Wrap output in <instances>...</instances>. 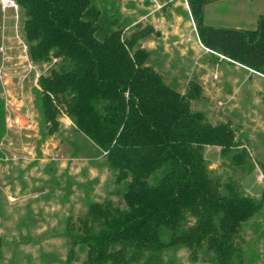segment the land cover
Wrapping results in <instances>:
<instances>
[{"label":"trees","instance_id":"1","mask_svg":"<svg viewBox=\"0 0 264 264\" xmlns=\"http://www.w3.org/2000/svg\"><path fill=\"white\" fill-rule=\"evenodd\" d=\"M12 1L22 12L30 59L56 60L32 89L41 138L55 134L58 117L66 116L94 147L91 164L109 170L123 191L119 208L94 201L84 188L87 212L75 226L66 219L63 230L64 263L78 262V249L85 253L80 264H164L166 252L184 249L192 263L245 264L240 232L262 202L212 176L203 155L205 146L219 147L220 155L240 149L232 165L245 162L248 144L232 121L213 124L193 110L199 85L192 81L180 92L167 84L147 64L141 42L148 31L124 36V28H103L93 0ZM214 1L186 0L200 42L264 76V15L253 30L205 26L203 9ZM2 13L0 2V26ZM4 117L0 99V140ZM2 245L0 237V252Z\"/></svg>","mask_w":264,"mask_h":264},{"label":"rangeland","instance_id":"2","mask_svg":"<svg viewBox=\"0 0 264 264\" xmlns=\"http://www.w3.org/2000/svg\"><path fill=\"white\" fill-rule=\"evenodd\" d=\"M125 1L93 0L94 5L103 12L102 20L105 23L103 28H124V36L145 27L150 28L149 21L137 26L130 25L132 19L124 13ZM181 2L182 0H172L160 13L174 18L175 8L177 5H182ZM153 6H156L155 2ZM5 7L4 15L13 17L12 6L9 4ZM15 11L17 15L19 14V33L25 42L23 30H21L22 12L18 7ZM177 12L183 18H187L182 6ZM259 15H264V0H216L207 6L205 12L206 21L215 26L214 28L254 29L253 19ZM12 20L6 18V25ZM109 23L111 26H108ZM171 25H173L172 22L166 29L167 24L157 22L155 27L162 29L157 30L160 33L159 36L165 34ZM9 27L6 29L7 35L10 31ZM1 28L0 26V31ZM144 30L155 31L153 27ZM155 36L146 38L145 43L143 41L144 46L147 47L148 43H153L152 47L157 49L159 45L157 43L161 40L159 36ZM191 37L194 40V36ZM164 42L172 43L169 39ZM3 45L7 74L6 86L11 83L9 85L11 99L9 98L8 104L5 105L0 84V99L5 111V133L0 140V237L3 241L0 264H65L68 244L63 230L66 219L75 226L78 219L85 216L87 203L84 188L90 187V197L94 201L101 203L108 200L119 208H125L123 191L122 188L115 186L114 177L109 170L104 166L91 164L90 159L96 155L94 147L74 130L73 124L64 128L63 121L59 122L62 115L58 117V131L52 136L41 138L40 117L33 109L34 106L27 107L16 98L20 76L23 75L19 69L21 53L17 42L9 44L8 39H4ZM165 48L163 44V49ZM166 49H168L167 53L161 48L151 50L147 60V64L161 74L164 81L176 89L187 83L189 80L187 77L193 78L197 83L201 81L196 74H192V69H199L203 63L181 60L178 53H173L174 49ZM37 65L36 74L44 73L48 68V63ZM49 66L52 65L49 64ZM209 72L210 81L212 80L213 83L207 82L201 98L192 101L191 108L206 114L213 124L231 120L237 135L241 136L248 146L245 149L247 158L238 167L232 165V160L234 156L241 153L240 149L231 150L227 155H220L216 146H205L203 155L211 167L212 176L222 178L223 182L231 180L239 186L243 194L258 201L261 200V210L253 217V220L244 225L240 232L241 242L239 243L245 251V264H264V178L262 176L264 109H258L257 105L253 108L248 105L244 107V101L249 100L259 83L264 85V80L219 59H213ZM227 79L231 82L237 80L232 82L231 87L232 92L242 102L241 104L233 99L229 105L221 106L219 101H223L224 96L220 93L221 87L217 85H222ZM23 86L24 92L33 99V85L23 81ZM232 113L237 114L232 116ZM29 123L34 124L32 130L25 128V125ZM53 157L55 160H51ZM36 158L43 159L44 162H36V164L30 162L31 159ZM160 174V171L155 172L148 182L155 183ZM76 252L78 262L74 264H80L85 253L78 249ZM163 263L203 264L192 263L184 249L166 252Z\"/></svg>","mask_w":264,"mask_h":264},{"label":"crops","instance_id":"3","mask_svg":"<svg viewBox=\"0 0 264 264\" xmlns=\"http://www.w3.org/2000/svg\"><path fill=\"white\" fill-rule=\"evenodd\" d=\"M171 1L172 0H126L124 3L125 4L124 8L126 9V10L124 9V13H125V15H129L131 17V19H132V22L130 23L131 26L132 25L137 26V25L143 24L146 21H149L151 23L148 26H150V28L153 27L155 29V31L152 32V30H151V32H148V35L145 37V39L146 38L148 39L150 36H155V35L159 36L160 33H158L157 30H162V29L155 27V24L157 22H163L165 25L167 24L166 29H168V24L170 22H172L173 25L170 26L169 30H167L165 32V34L163 33L162 35L159 36V40H161V41L157 43V44H159V45H157V49L161 48L165 53H167L168 49H166V48H172L175 51L173 53H178L179 58L181 60L186 59L188 61H192L193 63H196V62L197 63H200V62L203 63L200 66L201 68L199 67V69H197V70L192 69V74H196V76H198L197 78L200 79L201 81L197 83L196 81L193 80V78L190 79L191 77L190 78L187 77L189 80L187 81V83H184L183 86H181L179 89H177L178 91L184 92L185 89L187 88L188 84L190 82H192V80H193V82H195L199 85V87L201 89V94H203V92L205 91V89L207 87V82L213 83L212 80L210 81L211 76L209 74L210 73L209 71H211V65H212L213 59H219V60H222V61H224L230 65H236L239 68H241L243 71H245L246 73H248L252 76H257V77L261 78L262 80H264L263 75L256 73V72H253L252 70L245 68L244 66H241L238 63L232 62V61L228 60L227 58H224V57L220 56L219 54L205 48L202 45V43L200 42V40L198 38L196 29H195V24H194L193 19L191 17L189 6H188V3L186 2V0H184V1L182 0V2H181L182 5H180V6H182V8L185 10V12L187 14L186 19L183 18L179 12H177L179 7H180L179 5H177L175 8L174 18L173 17H166L165 15L161 14L160 11L167 8L169 6V4L171 3ZM154 2L156 3V6H153ZM209 4L205 5V7L203 9V24L204 25L206 24L205 26L215 27L206 21L205 12H206V8ZM18 15H17V12L15 10H14L13 17H7L3 13L2 21H1V27L2 28L0 31V44L4 43V39H8L9 44L13 43L14 41H17L15 38L16 35L22 36L19 33V16ZM259 16H262V15H259ZM259 16H257L256 19L255 18L253 19V21L255 22V27H256L257 19ZM6 18L7 19H13V20L11 23H8L6 25ZM160 24H162V23H160ZM8 27L10 28V31H9V34L7 35L6 29ZM21 27H22V23H21ZM150 28L145 27L143 29H150ZM227 28H229V27H227ZM236 28L239 29L240 27H236ZM240 29H242V28H240ZM21 30H22V28H21ZM245 30H253V29H247L246 28ZM191 36H194V40L192 39ZM166 39L171 40L172 43H170V44L168 42H167L168 44L165 43L164 41H166ZM143 41L141 42V47L146 49L148 52H150L151 50H157L156 48L152 47L153 43H148L146 45L147 47H145L144 46L145 41H144V43H143ZM163 44L166 47L165 49H163ZM160 52H161V50H160ZM212 71H215V70H212ZM190 76H192V75H190ZM235 81L237 82V80H232V82H235ZM232 82L229 79H227L222 85L216 84L218 87H221L220 93L222 96H224V100L219 101L221 103V106H224V105L227 106L226 104L229 105L233 99L235 100L236 103L237 102H239V104L242 103L240 101V99H238L237 96L232 92V87H231ZM10 84L11 83H9L8 85H10ZM212 85L214 86L215 84H212ZM229 93H231V95H228ZM10 94H9V96L11 97ZM250 96L251 97L249 98V100L244 101V103H245L244 107L248 105L250 108H253V106L257 105V106H259L258 109H262V108L264 109V85H263V83H259L258 86L256 87L255 91ZM255 102L260 103V105H258V103H255ZM19 108H21V107H19ZM236 114L237 113H232V116L236 115ZM59 120H60L59 122H61V120L63 121L62 124H64V128H68L70 125H72V122L66 116H62ZM216 150H218L220 152L219 147H217ZM51 160H55V158L53 157V158H51ZM71 160L72 161H80V160H76V159H71ZM30 162H34L36 164V162H44V160L40 159V158H36V159H31Z\"/></svg>","mask_w":264,"mask_h":264},{"label":"built area","instance_id":"4","mask_svg":"<svg viewBox=\"0 0 264 264\" xmlns=\"http://www.w3.org/2000/svg\"><path fill=\"white\" fill-rule=\"evenodd\" d=\"M0 2H1V10L3 13L5 12V8H6L5 6L6 5L8 6L9 4L12 6V8L14 10H17L18 6L10 0H0ZM15 38L17 40L16 42L18 45V49L20 50V53H21L20 54L21 62H19V64H20L19 69H21L22 74H23L22 76H20V82H19L18 87H17V91H18L17 94L18 95H16V98L23 105H27V107H31V106H33V99H30V96L24 92L23 81L28 82L30 79H33V82L35 81V83H32V85H33V87H36L37 79L39 78L40 75L44 74L50 66L48 65V68H46L44 73L40 72L39 74H36L35 72L37 70L38 65L34 64L31 61L30 54H29V48H28L27 43L22 40L21 36L16 35ZM4 51H5L4 45L0 44V81H1L0 84L2 86L1 91H2V94L4 96L3 99H4L5 105H6V104H8L9 98H10V96H9L10 87H9V85L6 86L7 74H6V68H5V56L3 55ZM55 62H56V60L54 59L51 62V65H53ZM7 111H9V110H7ZM33 127H34L33 123H29V124L25 125V128H27L28 130H32Z\"/></svg>","mask_w":264,"mask_h":264}]
</instances>
